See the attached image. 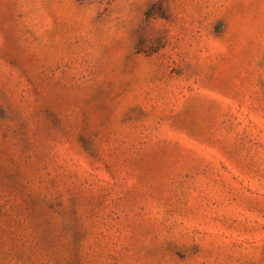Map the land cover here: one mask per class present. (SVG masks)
<instances>
[{
	"label": "rangeland",
	"instance_id": "374dc122",
	"mask_svg": "<svg viewBox=\"0 0 264 264\" xmlns=\"http://www.w3.org/2000/svg\"><path fill=\"white\" fill-rule=\"evenodd\" d=\"M0 264H264V0H0Z\"/></svg>",
	"mask_w": 264,
	"mask_h": 264
}]
</instances>
